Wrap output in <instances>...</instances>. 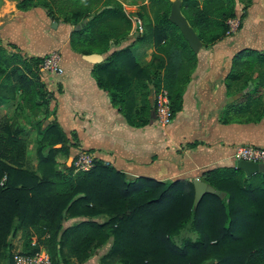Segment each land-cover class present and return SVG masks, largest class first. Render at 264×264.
Returning a JSON list of instances; mask_svg holds the SVG:
<instances>
[{"label": "trees", "instance_id": "trees-1", "mask_svg": "<svg viewBox=\"0 0 264 264\" xmlns=\"http://www.w3.org/2000/svg\"><path fill=\"white\" fill-rule=\"evenodd\" d=\"M167 1L171 7V1ZM228 1L206 0L200 5L197 0H181V12L203 46H207L204 29L214 22L215 16L225 18L235 15L231 7L226 8ZM151 2L158 5L159 14L153 19L156 25L154 40L158 42L153 57L162 68L160 75L155 77L154 85L156 89L160 85L166 88L174 115L180 109L181 95L191 78L197 57L180 30L169 21V6L165 10L162 0ZM113 16L123 19L127 24L126 30H130L131 22L122 7L113 5L91 17L82 28L73 32L77 43L84 47V43L94 41V37L100 40L102 25L108 24ZM80 19L75 24L80 23ZM227 27L226 23L224 31ZM94 31L96 33L92 34ZM220 33L211 37L210 43L223 38L224 32L222 35ZM150 38L144 32V39L149 41ZM123 51L117 55L120 56ZM25 58L28 74L39 78V65L43 58ZM148 70H142L144 77H147ZM26 76L23 74L21 77L24 79ZM236 78L238 75L231 74L229 79ZM28 88L33 93L37 89L41 90L46 97L51 93L37 80L30 81ZM244 97L247 99L249 96L245 93ZM46 130L51 136L57 133L54 138H60L57 125H49ZM64 142H68V138H64ZM0 144V252L6 246L9 232L20 227L26 231L21 252L34 254L40 249L32 239V234L46 236L43 247L52 262L48 248L54 250L59 245L61 248L67 247L71 254L82 253L85 256L92 241L102 244L113 236L110 254L119 256L125 264H201L210 257L216 260L213 264H264L262 172L246 178L241 170L233 166L204 171L202 175L205 182L224 191L228 200L205 193L191 213L193 204L187 203V199H191L188 193L190 188L195 194L191 181L181 179L165 183L144 177L130 179L97 159L87 171L73 173V164L67 163H64L63 169L57 170L53 157L56 151L69 152L64 147L37 149V169L28 170L22 166L25 144L18 137L12 136L4 128L0 134ZM221 183L230 185V188H223ZM77 194L82 195L77 197ZM101 213L112 217L104 223L88 220L69 225L57 240L63 216L93 217ZM189 219L203 238L175 244L168 237L171 234L168 232ZM15 222L17 225L13 227ZM217 224H221L216 236L219 243L210 244V240L204 236L214 232ZM220 245L222 248L219 249Z\"/></svg>", "mask_w": 264, "mask_h": 264}, {"label": "crops", "instance_id": "crops-1", "mask_svg": "<svg viewBox=\"0 0 264 264\" xmlns=\"http://www.w3.org/2000/svg\"><path fill=\"white\" fill-rule=\"evenodd\" d=\"M22 1L28 0H0L1 38L12 31L22 54L29 57L58 54L60 69L44 70L40 79L44 89L51 92L47 94V117L43 110L36 117L28 108L21 113L16 90L22 89L12 78L0 79V118L13 124L9 129L12 136L31 140L27 127L36 118L43 129L54 124L58 132L73 136L79 148L94 153L104 165L135 178L158 181L193 179L207 170L231 167L238 145L264 147V116L259 120H224L225 83L235 61L264 50L259 0H252L253 4L244 9L239 19L243 26L236 34L196 53V67L182 92L180 109L164 128L155 122L157 89L142 74L155 64V47L144 39L140 19L134 21L136 28L128 40L111 45L109 40L105 51L92 46L87 50L73 37L76 24L54 21L40 6L18 9ZM121 3L127 7V2ZM126 16L132 26L133 18ZM24 155L29 156V148ZM34 166L35 171L38 160ZM55 168L60 169L58 165Z\"/></svg>", "mask_w": 264, "mask_h": 264}, {"label": "rangeland", "instance_id": "rangeland-1", "mask_svg": "<svg viewBox=\"0 0 264 264\" xmlns=\"http://www.w3.org/2000/svg\"><path fill=\"white\" fill-rule=\"evenodd\" d=\"M127 2V7H123L122 3ZM152 0H28L27 3L21 2V4L17 7L18 9H30L31 7L40 6L43 7L45 12L48 16L54 21H61V22H70L72 25H75L76 20H82L84 18H91L94 15L100 13L102 10L106 9V5H120L124 11V13L128 14L130 17L133 18L132 26L130 30H126L127 24L124 23L123 19L118 17H111L110 21L106 25H102V29L100 30V34H102V38L96 39L93 38L91 42L84 43L85 49L89 50V47H99L100 50L105 51L109 46H107L108 41L112 40V43H116L122 41L123 39L128 40L130 37V32L135 31V24L134 21H138L139 19L142 22V26L144 28L143 32H146L151 37L149 39V43H153V46L156 48L158 45L157 39L154 40V25L153 19H155L159 14H157V7L158 5H154ZM200 5H202L206 0H197ZM165 10L168 8L170 9V3L167 0H162ZM224 2V1H223ZM26 4V5H24ZM129 4V5H128ZM226 8H232L235 12V15L227 16L225 18L215 16L213 18V23L208 25L204 32L205 34V41L207 46H203V48H210L218 41L222 40L224 37H227L231 34H236L239 29L243 26V24L239 22V19L242 17L241 14L244 9H248L253 4L250 3V0H229L226 2ZM258 6L261 8V12L263 13L262 17L264 19V0H259ZM109 7V6H108ZM91 16V17H89ZM156 16V17H155ZM226 23L228 24L227 30L224 31ZM71 25V26H72ZM23 31H25V27H22ZM221 32V33H220ZM224 32V33H223ZM96 31L92 32L95 34ZM220 33L224 34L223 38L213 43L212 41L213 36H217ZM233 34V35H234ZM13 36V32L7 36L0 38V79L7 80L12 78L14 81H17V85L19 88L22 89V92L17 91V95L19 97L20 104H18L17 108L24 113L25 109L28 108L32 115L36 117L39 110H43L45 117L49 115V110H47V103L48 99L46 96H43V91L36 90V93H33L32 89L28 88L30 81H39L41 83V78L43 76V63L44 61L52 55V53H48L44 56L40 63V76L39 78H35L28 74V69L26 68V58L29 57L26 53L22 54V49L19 48L17 41ZM75 38V36H73ZM211 38V39H210ZM12 39V40H11ZM75 40H77L75 38ZM87 47V48H86ZM156 51V50H155ZM30 53V52H29ZM32 53V52H31ZM259 54H254V51L250 53L249 56H242L241 60L235 61L234 66L232 67L233 72L232 75H238V78L229 79L227 83H225V97L227 100L226 103V111L224 113V120H231L235 118H247L253 120H259L264 116V50L257 51ZM261 53V54H260ZM263 53V54H262ZM156 54V53H155ZM154 60V57H153ZM193 68V71L195 70ZM192 73L190 77H192ZM155 72L157 75H155ZM162 72V68H160L157 61H155L154 65H150L147 78L152 82L156 81V76L160 75ZM30 73V72H29ZM23 74H27L26 78H22ZM35 78V79H34ZM19 82V83H18ZM42 84V83H41ZM165 88L164 86L160 85L157 89V92L161 88ZM166 89V88H165ZM248 94V98L246 99L244 95ZM14 94V93H13ZM42 108V109H41ZM5 117V116H4ZM174 118V115H173ZM156 122V121H155ZM19 125V123L16 121ZM157 123V122H156ZM10 125L13 126L12 123H9L8 120H1L0 118V130L3 131L4 128L10 129ZM158 125V124H157ZM16 129V128H13ZM28 137L32 135L31 140L25 138H19L25 146V149L29 148V156L24 155V159L22 160V166L27 168L28 170L35 169L34 163L38 160L37 157V149L49 150L52 148H61L64 147L65 149L69 150V152L63 151H56L54 154V161L55 165H58L60 168L59 170L64 168V163L73 164V173L78 172L76 169V161L81 154L87 153L93 158L101 161L104 164V161L97 158L94 153L85 151L79 148L78 141L73 136H66L62 135L61 132L58 134L60 138H54L55 135L51 136L49 133H46V128H41V125L37 122L36 118L31 122L30 127H27ZM0 131V132H1ZM10 131V130H9ZM8 133V132H7ZM59 133V132H58ZM64 138H68V142L62 143ZM57 143V144H56ZM1 145V144H0ZM56 145H60L57 146ZM239 146V145H238ZM257 146V145H254ZM263 147V146H260ZM34 149H36L34 151ZM74 149L71 154V150ZM236 149V148H235ZM53 150V149H52ZM25 151V150H24ZM85 155V154H84ZM26 157V158H25ZM31 166L32 168H29ZM243 172V171H242ZM244 174V172H243ZM182 174H179L181 176ZM245 175V174H244ZM246 177V176H245ZM187 180L191 181L192 179L189 178H178L175 180ZM170 180H165L163 182L168 183L171 182ZM222 184V183H221ZM232 186V185H231ZM223 188H230V185L222 184ZM189 196L191 199H187V203L192 205L191 213H193L194 209L198 206L201 199L194 203L195 201V194H192L191 188L188 191ZM82 195V194H77ZM228 197H224L225 200ZM112 216L108 214H98L93 217H86V216H77L71 217L65 215L61 220V229L57 235V240H59V236L63 232V230L69 225H76L81 221H94L97 223H104L107 222ZM17 222L14 223L15 227ZM221 225V224H220ZM219 224H217L215 231L211 232L208 236H204L210 240V244L219 242L216 240V236L219 229ZM221 227V226H220ZM18 228V227H17ZM218 228V229H217ZM30 230L33 232L32 228ZM204 231H207V228L203 227ZM25 230L22 228H18L17 230L13 229L9 232L6 238V246L1 249L0 252V264H10L14 254L21 252L23 250V242L25 240ZM170 235L168 237L171 241H173L177 245H181V241L183 240H190L192 242L199 241L203 236L199 234L196 227L192 225L191 219L187 220L185 223L181 224L180 227L170 230L168 232ZM111 235V234H110ZM35 243L41 248L44 249L46 252L47 250L43 247L44 246V239L46 236H38L35 234L31 235ZM113 236H110L106 241L102 244H97L95 241H92L89 245V248L85 254H71L69 249L61 248L59 245L56 246L54 250H49L50 255L54 261V264H125L119 256L111 255V249L113 247ZM222 246H219V249ZM48 253V252H47ZM250 260V259H249ZM216 263V260L212 257L205 258L201 264H213ZM13 264V261H12Z\"/></svg>", "mask_w": 264, "mask_h": 264}, {"label": "built area", "instance_id": "built-area-1", "mask_svg": "<svg viewBox=\"0 0 264 264\" xmlns=\"http://www.w3.org/2000/svg\"><path fill=\"white\" fill-rule=\"evenodd\" d=\"M59 60V55L52 53V55L44 61L43 70H59ZM154 115L155 121L162 128L168 126L173 119L168 91L165 88H161L156 93ZM84 154H81L76 161V169H78V171H87L94 164L95 158L87 153ZM233 158L235 161L246 160L256 163H264V147L239 145L234 150ZM12 261L13 264H54L50 259L49 254L41 248L34 254L18 252L14 254Z\"/></svg>", "mask_w": 264, "mask_h": 264}, {"label": "water", "instance_id": "water-1", "mask_svg": "<svg viewBox=\"0 0 264 264\" xmlns=\"http://www.w3.org/2000/svg\"><path fill=\"white\" fill-rule=\"evenodd\" d=\"M171 7L168 15L169 21L174 24L181 32L183 38L187 41L189 47L195 53H198L203 47L201 40L197 36L194 29L189 25L187 19L181 12V0H170ZM87 22V19H83L79 24L73 26V31H77L82 28ZM53 26L55 23L52 24ZM233 167L235 169L241 170L244 172L246 178H249L251 175L262 172L264 173V163H256L246 160H237L235 161ZM128 177L135 179L134 175L126 174ZM195 189V201L197 202L201 199L203 194L209 193L219 196L220 198H224L226 193L224 191H220L209 185L205 182L203 176H198L192 179Z\"/></svg>", "mask_w": 264, "mask_h": 264}, {"label": "flooded vegetation", "instance_id": "flooded-vegetation-1", "mask_svg": "<svg viewBox=\"0 0 264 264\" xmlns=\"http://www.w3.org/2000/svg\"><path fill=\"white\" fill-rule=\"evenodd\" d=\"M0 38H1V34H0ZM43 58V57H42Z\"/></svg>", "mask_w": 264, "mask_h": 264}]
</instances>
